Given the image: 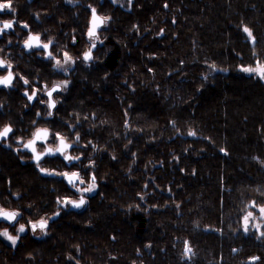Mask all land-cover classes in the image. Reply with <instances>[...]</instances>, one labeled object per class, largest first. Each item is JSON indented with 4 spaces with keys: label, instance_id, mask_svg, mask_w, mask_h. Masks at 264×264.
I'll return each instance as SVG.
<instances>
[{
    "label": "trees",
    "instance_id": "obj_1",
    "mask_svg": "<svg viewBox=\"0 0 264 264\" xmlns=\"http://www.w3.org/2000/svg\"><path fill=\"white\" fill-rule=\"evenodd\" d=\"M63 2H36L33 28L75 61L43 65V80L69 83L41 125L80 136L67 167L95 175L97 189L80 209L61 207L67 181L1 154L0 207L22 215L0 226L27 230L15 247L0 237V264H264V227L242 228L264 203V82L239 71L264 62V0ZM89 6L111 19L86 62ZM58 159L40 167L59 172ZM47 216L46 234L27 227Z\"/></svg>",
    "mask_w": 264,
    "mask_h": 264
},
{
    "label": "snow or ice",
    "instance_id": "obj_2",
    "mask_svg": "<svg viewBox=\"0 0 264 264\" xmlns=\"http://www.w3.org/2000/svg\"><path fill=\"white\" fill-rule=\"evenodd\" d=\"M113 3H116V0H112ZM133 0H128V4L131 5ZM167 3H165L164 7H167ZM91 9V19L89 21V26L87 29V36L89 38V41L91 42V47L83 53V60L88 62L92 61L94 59L92 55V50L97 46V43H103V41L100 40L98 36V31H100L104 26L108 24L110 21V17L108 16H101L98 14L97 9L95 7L89 6ZM5 10H8L11 13L15 12V9L12 6V0H0V13H3ZM175 22V21H173ZM14 26V21L13 20H4L0 21V35L5 34L8 30L12 29ZM23 28H28L27 24H22L21 25ZM135 28L136 26L133 25ZM242 31L247 34V37L249 40L255 44L256 43V38L253 36L252 31L247 27L243 26ZM163 33V29L161 30V33ZM11 43V42H9ZM54 43L53 40H49L47 43H42L40 36L29 34L27 39L24 40V48L25 49H43L44 52L46 53L45 59H55L53 56L52 52L48 51L50 45ZM255 55V52L253 53ZM79 59V58H78ZM75 61L73 60L72 56L69 55L68 52L63 53V63L61 60L56 59L54 68L62 71H66L67 69L64 67L67 64L74 63ZM215 68V65L212 66ZM0 70H7V74L4 76H0V86H3L5 88L11 87L13 85V81L16 78L13 71H12V64L8 62L5 59H0ZM151 71V69H149ZM224 71H227L225 69ZM239 71L244 72L246 74H249L250 76L255 75L259 77V79L264 80V62H261V60L257 59L256 61V67H251V66H243L241 65L239 67ZM18 75V74H17ZM20 80L23 81L24 85H29L30 81L25 79L23 76L19 77ZM68 81H62L59 84H56L54 87L51 89L45 88L43 91L48 97L47 100V108L49 109L48 111V116H52V109L56 107L57 101H55L53 97V93L65 89L68 86ZM38 91L37 89L33 88L31 93L27 90L24 91L23 95L27 97V100L29 102L33 101L37 96H38ZM41 103H44L43 100L40 101ZM37 116H40L41 114L39 112L36 113ZM33 125L36 124V121L32 122ZM127 123V122H126ZM70 128H74V125H70ZM14 134V129L11 127L9 124H4L2 127H0V142L3 140H6L10 137V135ZM188 135L194 136L196 135L195 132L189 131ZM52 139L53 142H56V147H45L44 151H38L37 150V144L39 143L41 146L45 145L48 143L49 139ZM80 136L77 135L75 141L72 142V144H69L65 137L61 135L58 132H51L49 128L47 127H36L35 131L32 132L31 138L28 139L26 142H24L22 139H17V143L21 145L22 149L28 150L32 153V160L36 163V166L39 168V171L45 175H59L62 176L64 179L67 180L68 184L71 185L73 188L76 189V191L80 192L81 195L78 200H71L67 198H57V205H60L61 207H67L68 205H71L74 208H81L86 204V199H85V193H93L97 189V182H96V177L95 175L90 177V182L87 184L86 187H78L77 186V181L79 184H84L85 181L80 178V174L78 172H62V173H57L55 171H51L49 169L40 167V164L42 160L45 157H54L57 154L63 157V161L66 162L67 164H71L72 161L76 160L78 161L80 159L79 156H70L67 154V150L71 147H73L74 144H77L79 142ZM91 143V142H89ZM95 148V146L93 145ZM223 152L224 149H221ZM135 155V154H133ZM114 158V157H113ZM183 171V170H181ZM264 195V193H262ZM141 199H143V196H141ZM249 207L256 208L259 207V212L261 213L262 219H264V205H257L255 202H252ZM22 214L18 211L15 210H7L3 207H0V220L2 221H7L10 225L15 227V222L17 221L18 217H20ZM59 215V211L53 214ZM52 217H41L39 220L33 222L29 220L27 222V227H30L32 232L35 234L37 230H39L41 233L46 234L47 232V227L49 220H51ZM250 219L254 220L255 217L253 215L252 211L247 212V214L243 217V228L244 232L248 233L250 231V226H249V221ZM252 228H256L257 231L260 229L259 224H252ZM26 225L25 224H20L18 228H16V235H11L8 231L7 228H4L3 230H0V237H3L7 241L11 243L13 247L16 246L17 241L20 238L21 233L26 232ZM258 238H264V232L260 233V237ZM233 251H236L233 249ZM192 254L191 247L189 246V242L185 241L184 242V252L183 256L185 258H190ZM258 257H251L250 262L251 264H255V262L258 260Z\"/></svg>",
    "mask_w": 264,
    "mask_h": 264
},
{
    "label": "flooded vegetation",
    "instance_id": "obj_3",
    "mask_svg": "<svg viewBox=\"0 0 264 264\" xmlns=\"http://www.w3.org/2000/svg\"><path fill=\"white\" fill-rule=\"evenodd\" d=\"M37 1L38 0H12V6L15 9V12L11 13L8 10H5L3 13H0V21H14L13 28L8 30L5 34L0 35V59H5L12 64V71L16 77L11 87L5 88L0 86V127H2L4 124H9L14 129V134L10 135L8 139L0 142V155L11 151L13 156H15L18 161L31 162L39 170V168L36 166V163L31 158L32 153L22 149L21 145L17 143V139H22L24 142H26L31 138V134L33 131H35L36 127H47L41 125L44 114L49 111L47 108L48 97L43 89L45 86L51 89L60 82L57 80H43V65L56 69L54 68L56 59L61 60L63 63V53L68 52L74 60V52L68 46L63 44H52L50 45L48 51L52 52L55 59H45L44 57L46 53L43 49L24 48L23 42L25 39H27L30 33L33 35L38 34L42 43L48 42L44 41L41 34L36 30L37 28H40V25H36V23L39 20V10L41 9V7L36 6ZM63 1V3H66L73 2L75 0ZM24 9L27 10V13L24 12ZM22 24H27L28 28H23L21 26ZM34 26L36 29L33 28ZM72 64L73 63L67 64L64 67L68 69L72 67ZM60 71L61 70H58V72ZM6 74L7 70H0V76H4ZM20 76H23L25 79L29 80L30 84L27 86L24 85L23 81L19 79ZM33 88L39 90L38 96L33 101L29 102L23 93L25 90H27L30 94ZM56 93L57 92L53 93L52 98L54 100L56 99ZM41 100H43L44 103H41ZM37 112H39L41 115L37 116ZM33 121H36L35 125H33ZM66 141L69 144H72L73 142L68 139H66ZM45 147L55 148L56 142H53L50 138L48 143L43 146H41L39 143L37 144L38 151H44ZM73 148L74 145L67 150V154L70 156H74ZM56 157L59 158L57 161H60V163H65L66 165L65 168L63 167L62 172H69L68 170L72 169L67 167L70 164L64 162L62 156L57 154ZM43 163L44 161L41 162V164ZM57 176L59 178H63L62 176ZM64 180L66 181V179ZM4 222L8 223L7 221Z\"/></svg>",
    "mask_w": 264,
    "mask_h": 264
},
{
    "label": "rangeland",
    "instance_id": "obj_4",
    "mask_svg": "<svg viewBox=\"0 0 264 264\" xmlns=\"http://www.w3.org/2000/svg\"><path fill=\"white\" fill-rule=\"evenodd\" d=\"M116 4H118V5H120V6H123V7H127V5H128V0H116ZM251 67H256V65H254V66H251ZM263 82H264V80H262ZM55 101H56V99H55ZM53 111H54V108H53V110H52V113H53ZM48 117H50V116H48V112H46L45 114H44V116H43V119L42 120H44V119H47ZM73 155H74V153H73ZM62 169H63V167L62 168H60V170H59V172L60 173H62ZM69 172H78V171H76V169H70V170H68ZM79 173V172H78ZM80 174V173H79ZM80 178L81 179H83L84 181H85V183L84 184H79V182H78V184H77V186L78 187H86L87 186V184L90 182L89 180H86V176H82V175H80ZM68 193L69 194H67L66 196H68V197H64V198H67V199H75V200H78L79 199V197H80V195H81V193L80 192H78V191H76V189L75 188H73L72 186L71 187H69V190H68ZM86 194H90V193H85L84 195L86 196ZM261 205H264V203L263 204H261ZM259 206V205H258ZM249 211H252L253 212V215H254V217H255V219L254 220H252V219H250V221H249V226H250V229H253V230H256L257 231V229L256 228H252L251 227V225L252 224H259L260 225V229H259V231H257V232H261V230H262V228L264 227V219H262V217H261V213L259 212V207H256V208H252V207H250L248 210H246L244 213H243V215H242V228H243V217L247 214V212H249ZM47 217H49V216H47ZM47 217H45V218H47ZM19 227V226H18ZM4 228H7L6 226H4V227H2V226H0V230H3ZM8 229V228H7ZM243 230H244V228H243ZM8 231H9V233H10V230L8 229ZM11 234V233H10ZM35 234H40V231L39 230H37L36 231V233ZM11 235H13V234H11ZM4 241H7L6 239H4L3 237H1ZM8 243H10L9 241H7Z\"/></svg>",
    "mask_w": 264,
    "mask_h": 264
},
{
    "label": "water",
    "instance_id": "obj_5",
    "mask_svg": "<svg viewBox=\"0 0 264 264\" xmlns=\"http://www.w3.org/2000/svg\"><path fill=\"white\" fill-rule=\"evenodd\" d=\"M100 15V14H99ZM90 19H91V15H90V18H89V21H90ZM89 26V25H88ZM28 151V150H27ZM69 155V154H68ZM73 162H76V160H74V161H72V163ZM67 181V180H66ZM70 208L71 209H74V210H77V209H80V208H74V207H72L71 205H70ZM56 216V215H55ZM55 216H53V217H55Z\"/></svg>",
    "mask_w": 264,
    "mask_h": 264
},
{
    "label": "bare ground",
    "instance_id": "obj_6",
    "mask_svg": "<svg viewBox=\"0 0 264 264\" xmlns=\"http://www.w3.org/2000/svg\"><path fill=\"white\" fill-rule=\"evenodd\" d=\"M41 173V172H40ZM41 175L45 176V174L41 173Z\"/></svg>",
    "mask_w": 264,
    "mask_h": 264
}]
</instances>
